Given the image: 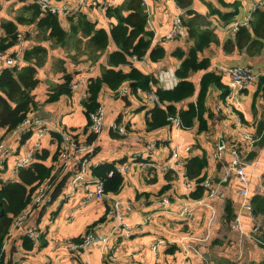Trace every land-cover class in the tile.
Returning <instances> with one entry per match:
<instances>
[{
    "label": "crops",
    "instance_id": "0c3cea01",
    "mask_svg": "<svg viewBox=\"0 0 264 264\" xmlns=\"http://www.w3.org/2000/svg\"><path fill=\"white\" fill-rule=\"evenodd\" d=\"M54 5L64 8L71 14L59 15L62 27L70 32L71 16L83 14L94 22L96 28L105 29L109 34V43L104 52H91L81 33L69 34L65 46L53 45L51 40H42L36 24H18V34L25 39V51L37 44L48 49L47 59L38 67L36 78L38 85L33 90L37 103L27 115L30 121H42V124L24 125L22 129L13 133L0 128V143L3 142L8 153L0 155V176L3 181L16 178V165L31 151L48 149L49 166L54 165V173L60 176L68 175L67 181L59 196L45 207L30 208L25 211L20 226L12 228L4 244L7 258L12 257L17 264H250L264 261V247L251 237V230L256 225H264V217L254 215L242 206L243 198L239 192L240 182L235 175L227 173L231 161L230 150L233 148L247 149L249 142L243 133L257 136L256 124L264 118V99L256 97L257 84L243 89L233 97L222 98V91L211 87L206 100L207 110L212 117L208 119L209 129L198 132V126L185 129L179 128L175 122L160 129L149 131L146 118L155 102L149 98L155 93L156 85L150 90L133 91L125 83L120 91L111 90L103 85L98 100L105 111V125L95 140L96 152L89 161L90 171L85 174L86 179L95 178L92 166L107 161H116L117 167L127 164L129 167L122 171L123 184L118 193H107L103 199L92 198L86 201L85 190L68 195L70 177L74 173L72 163L64 168L61 159L53 160V155L59 147V141L52 136L53 132L60 134L61 130H69L75 137L86 143L88 136L85 129L88 117L85 114L82 101L88 93L90 79L102 75L104 67H108V55L117 50L110 34L115 18H109L106 13L108 7L119 6L125 0H105L106 6L84 7L73 12L80 0H50ZM91 1V0H88ZM148 13V29L153 31L152 47L161 46L165 49L164 58L153 61L149 54L143 62L130 58V64L117 67L128 72L132 66L145 74L154 75L159 86L172 89L179 81L175 75L181 60L173 55L180 48L187 52L192 45L188 38L187 26L182 34L171 38L174 21L177 16L185 19L186 11L192 9L203 16L207 23L203 29H211L217 36L219 43L206 47L201 57L211 60L210 70L223 66L249 65L259 68L264 65V47L259 54L251 55L246 48H234L226 52L224 44L228 40L235 42L236 33L231 30L234 23L243 22L251 13L255 4H262L264 0H193L190 7L182 8L177 0H144ZM33 4L27 0H0V38L5 36L1 27L4 20L16 22L18 16H29L23 6ZM81 39L78 52L80 61L71 60L64 50L75 54L72 43ZM71 40V41H70ZM15 45L9 49L14 50ZM87 49L90 51H87ZM86 50L87 53H84ZM62 52V53H61ZM78 54V53H77ZM92 55V56H91ZM95 55L99 57L93 61ZM160 71H168L171 83L165 86L159 79ZM72 75V82L76 84L71 94L61 95L57 101L48 102L52 86L64 81L63 75ZM203 71L193 73L190 79L199 88ZM222 82L229 89L228 80L223 77ZM196 97L177 104L185 108ZM149 103H146V102ZM240 112L243 114L241 117ZM35 123V122H34ZM113 123L124 125L127 134L114 132ZM31 131V135L21 144L23 133ZM115 134V135H113ZM222 141L226 146L223 158L217 159V145ZM61 148L63 142H60ZM152 146V147H151ZM177 152L174 157L173 153ZM254 152V157H250ZM206 154L208 166L205 169L206 178L212 187L218 188L215 198L208 199L213 208L200 206L195 208L189 218L181 217L180 205L186 199H193L195 180L188 179L186 163L190 157ZM3 157V158H2ZM251 165L247 168L249 179L248 202L255 194H264V145L257 142L249 154ZM1 160H6L4 164ZM147 163L145 167L141 164ZM171 165V169L165 167ZM150 164V165H148ZM4 168L2 169V167ZM219 184V186H218ZM166 185H169L167 189ZM204 185L203 197L210 191ZM72 187V186H71ZM165 189V190H164ZM168 196L173 202L167 209L159 201ZM202 198V197H201ZM120 199L131 202L133 210L122 208L124 219L128 223H137L133 233L126 236L122 231L117 232V220L108 215L114 200ZM232 208V217L227 213V205ZM129 214H126V212ZM27 213V214H26ZM25 215V216H24ZM240 217V230L232 228L234 219ZM102 218L105 220L100 221ZM14 227V226H13ZM28 228H36L44 236L45 246L41 247L40 238L35 242L31 251L23 247L22 236ZM93 229L97 236H107L106 241L98 240L89 248L71 252L68 243L82 239L83 235ZM116 232V234H113ZM191 237L195 251L188 257L178 244L169 242ZM159 240L166 243L158 247L155 254L152 247ZM173 248L176 250L172 251Z\"/></svg>",
    "mask_w": 264,
    "mask_h": 264
},
{
    "label": "trees",
    "instance_id": "16d2710c",
    "mask_svg": "<svg viewBox=\"0 0 264 264\" xmlns=\"http://www.w3.org/2000/svg\"><path fill=\"white\" fill-rule=\"evenodd\" d=\"M224 3V0H219ZM182 8L190 7L193 0H177ZM24 12H29V16L20 15L13 20H4L1 27L5 31V36L0 38V50H7L15 45L18 38V24H36L42 40H51L53 45L65 46L69 40V34L76 35L81 33V38L86 40V45L91 52H104L109 43V34L105 29L96 28L94 22L89 21L85 15L79 14L71 16L72 22L70 32L66 31L60 22L59 15L41 11L37 3L23 6ZM109 18H115L117 23L113 24L110 34L117 50L108 55V67H104L102 75L96 79H90L88 84V95L83 99L82 105L88 123L90 114L96 111L101 104L98 100L99 93L103 85H107L111 90L118 93L121 87L128 83L133 91L150 90L152 85H156L155 94L159 102L150 109L149 116L146 118L147 130L152 131L171 125V118H179L185 129L198 126V132L209 129L208 119L212 117L207 110L206 100L211 87H217L222 91V98L229 92L227 86L222 82V74L219 68L210 70L211 60L208 57H201L204 49L213 43H219L217 36L211 29H203L207 23L205 18L192 9L186 11L187 17L182 23L187 26L188 38L192 40V45L187 52L178 48L173 55L181 60V64L175 71L178 83L172 89H165L159 86L158 79L151 74H145L138 68L132 66L128 72L118 69L122 65L130 64V58L136 56L143 59L149 54L151 60L162 59L166 55L163 47H152L154 33L148 29V13L144 0H125L122 5L111 6L106 10ZM264 47V9L259 7L252 13V17L247 25L241 26L236 32V40H228L224 44L226 52H231L234 48L247 49L251 55L259 54ZM48 49L42 44H37L26 50L24 53L25 64L6 68L0 73V128H5L6 132L13 131L20 126L26 119L28 113L36 107L37 103L33 95V90L38 85L36 72L38 67L43 65L47 59ZM99 56L95 55L91 60L95 61ZM203 71L200 79L199 88L190 79L193 73ZM72 75L65 72L64 81L52 86L47 99L48 102L57 101L61 95L71 94ZM255 92L253 106L256 97L264 99V76L260 77ZM196 97L185 108L177 107V104ZM241 117L243 114L240 112ZM259 146L264 145V118L256 124ZM31 135V131L23 133L21 144ZM115 135V134H113ZM52 136L59 141V147L53 155L54 161H59L61 153L62 137L58 132H53ZM97 135L88 136L89 142L95 140ZM97 150V149H96ZM95 150V152H96ZM252 152L250 157H254ZM50 151L46 148L34 152V159L27 166L18 169L16 178L3 181L0 176V264H17L12 257L7 258L4 244L12 227L18 218L22 217L28 210L31 200L36 195L37 190L44 187L47 183H53L51 200L54 201L61 193L68 175L60 176L55 174L54 165L49 166L48 158ZM3 161L2 164L5 163ZM208 166L206 154L193 156L187 160L186 174L188 179L195 180L196 188L192 192L193 199L203 198L204 181L206 178L205 169ZM4 166L2 167V169ZM112 172V175L109 173ZM92 174L99 178L104 185L106 193L116 194L120 191L123 184L122 172L118 171L116 161H107L92 166ZM169 185L164 187L167 189ZM164 189V190H165ZM48 203V204H49ZM47 204V205H48ZM46 205L40 206L45 207ZM251 210L254 215L264 217V194H255L251 199ZM227 213L231 218L232 208L227 205ZM105 220L102 218L100 221ZM264 226V225H263ZM264 242V230L260 236ZM23 247L31 251L35 248V241L28 235L22 236ZM40 246L46 244L44 236H40ZM81 239H78L80 241ZM176 250L173 248L172 251ZM250 264H264L260 263Z\"/></svg>",
    "mask_w": 264,
    "mask_h": 264
},
{
    "label": "built area",
    "instance_id": "2783aa9c",
    "mask_svg": "<svg viewBox=\"0 0 264 264\" xmlns=\"http://www.w3.org/2000/svg\"><path fill=\"white\" fill-rule=\"evenodd\" d=\"M33 3H37L40 6L41 11L44 12H50L57 15L62 14H71V12L66 11L62 7H58L54 5L50 0H27ZM262 4H255L250 15L241 23H234L232 26L233 33H236L239 31L241 26L247 25L252 17V13L257 10ZM105 7L106 1L105 0H80V3L78 6L74 9L73 12H78L80 9L84 7ZM186 28L183 26L182 23V17L177 16L174 25L172 28V32L169 35V38L177 35L182 34L183 31H185ZM14 50L7 49V50H0V73L6 69V68H14L19 67L26 63L24 59V53H25V39L23 35L19 34L17 41L15 43ZM132 59L134 61H140L143 62V59H138L136 56H133ZM219 70L222 74V77L228 80L229 84V92L227 94V97H233L234 94L239 93L245 88H248L249 86L256 84L260 77L264 76V65L256 68L249 65H231V66H223L219 67ZM159 79L160 81L165 85L169 86L171 83V76L169 75L168 71H160L159 72ZM72 88L76 87V84L72 82L71 84ZM88 95V93H87ZM84 95V98L87 96ZM149 98L154 102H159L158 96L155 93H150ZM172 122H175L179 128H185L183 123L179 118H171ZM35 122V123H34ZM28 124H42V121H30L29 119H26L20 126H18L16 129H14L12 132L17 133L24 125ZM105 125V111L104 108L101 106L96 111L92 112L90 114L89 123L85 129V133L87 136L91 134L99 135ZM112 128L114 132H117L120 135L127 134V129L124 125H121L119 123H113ZM60 135L62 137L63 146L61 148L60 153V159L62 161L63 167H68L69 164L72 163L74 173L70 177V184L72 186L71 191H69L68 195H73L77 188L80 186H83L85 193H86V201H89L92 198L95 199H103L108 196V194L104 190L103 182L95 177L92 179H86L85 174L90 171L89 161L92 155L95 153L96 146H95V140L91 142H81L75 137V133L73 134L69 130H62L60 132ZM245 140L249 142V147L247 149H239V148H233L230 150L231 155V161L228 164L227 167V173L235 175L239 182H240V189L239 192L243 198L242 206L244 209H247L252 212L251 205L248 202V186H249V179L247 174V168L251 165V161L249 159V154L254 148L255 143L259 140V137H253L249 133H243ZM39 147V144L36 145V149ZM152 147V146H151ZM2 146H0L1 150ZM226 150V146L222 141H220L217 145V152L216 156L218 160H221L223 158L224 151ZM34 151H31L26 157H23L19 163L16 165V173L18 172V169L23 166H27L30 164V162L34 159ZM177 155V152L175 151L173 153V156L175 157ZM1 163H3V160H1ZM143 167L147 165V163L141 164ZM150 165V164H148ZM128 165L125 164L121 167H117L118 171H126L128 169ZM165 169L169 170L171 169V165H167ZM109 175H112V172L109 173ZM204 184L207 188H209V192L206 197L200 198V199H190L185 200L182 203L181 211L179 212V215L181 217L189 218L192 216L193 211L195 208L200 206H206L208 208H213L212 204L208 203V199L215 198L218 194V188L212 187L209 180H205ZM219 186V184H218ZM53 191V183H47L44 187H41L37 190L36 195H34L33 199L30 203V208H36L43 205H47L49 201L51 200V192ZM163 206H165L167 209L172 205V201L168 196H163L160 198L159 201ZM125 207V209L129 212L133 210V204L131 202H124L120 199L114 200L108 215L114 217L117 220V227L115 230L117 232H123L126 236H130L135 227L138 225L137 223H128L122 214V208ZM27 213H29V208L27 210ZM26 213V214H27ZM25 216V215H24ZM23 216L18 218L15 227H18L21 225ZM232 228L236 230L241 231L240 227V217L237 216L233 223ZM264 230V226L262 225H256L251 230V237L259 243L262 247H264V242H262L260 236L262 235ZM25 234L28 235L31 239H33L35 242L38 241L40 238V231L36 228H28L25 231ZM113 234H116L114 232ZM108 239L107 236H97L94 233V230L91 229L87 231L82 239L80 241H74L68 243V248L71 252L73 251H80L89 248L93 243L97 242L98 240L106 241ZM192 238H182L179 240H172L169 242H173L178 244V246L181 248V250L185 253V257H188L190 252L195 251V248L193 244L191 243ZM165 240H159L155 243V245L152 247L155 254L158 253V247L162 244H165ZM196 252V251H195ZM106 264V263H102Z\"/></svg>",
    "mask_w": 264,
    "mask_h": 264
},
{
    "label": "rangeland",
    "instance_id": "374dc122",
    "mask_svg": "<svg viewBox=\"0 0 264 264\" xmlns=\"http://www.w3.org/2000/svg\"><path fill=\"white\" fill-rule=\"evenodd\" d=\"M232 26H233V25H232ZM231 30H232V27H231ZM232 32H233V31H232ZM72 39H76L74 42H70V43L73 44L72 47H73V49H75V52H76V53H75V54H72L71 51H67V50H64L63 53H67L68 57H69L71 60L79 62L80 59H79L78 55L80 56L81 53L78 52L77 49L79 48L80 43H81L82 41H81V39L78 40L77 36L74 37V38H72ZM70 41H71V40H70ZM80 47H81V46H80ZM83 51H84V50H83ZM87 51H89V50L87 49ZM87 51L85 50L84 53H87ZM61 53H62V52H61ZM77 53H78V54H77ZM89 53H90V51H89ZM90 54H91V53H90ZM81 56H82V55H81ZM91 56H92V55H91ZM63 79H64V75H63ZM146 103H149V102L147 101ZM155 103H158V102H155ZM61 131H62V130H61ZM97 137H98V136H97ZM95 140H96V139H95ZM88 142H89V141H88ZM0 146H2V148H1V150H0V155L4 157V156L6 155V153H8V152H7L8 149L5 148V145H4L3 142L0 143ZM95 146H96V145H95ZM3 157H2V158H3ZM71 189H72V187L69 185V190H71ZM81 190H82V191L84 190L83 186L78 187V190H77V191H81ZM180 207L182 208V205H180ZM125 212H126V211H125ZM126 214H129V213L126 212ZM12 228H15V226L12 227Z\"/></svg>",
    "mask_w": 264,
    "mask_h": 264
}]
</instances>
